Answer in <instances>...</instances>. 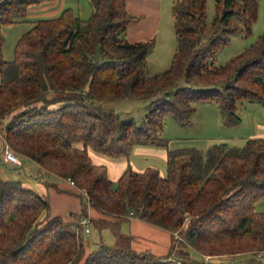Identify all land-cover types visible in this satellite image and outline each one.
I'll return each instance as SVG.
<instances>
[{"label": "trees", "instance_id": "1", "mask_svg": "<svg viewBox=\"0 0 264 264\" xmlns=\"http://www.w3.org/2000/svg\"><path fill=\"white\" fill-rule=\"evenodd\" d=\"M44 1L0 0L4 142L43 170L74 181L86 198L77 220L87 206L101 215L90 221L101 225L134 216L169 230L173 244L165 255L103 242L88 250L77 222L69 228L50 214L40 192L0 175V264H258L264 211L254 203L264 196V137H248L241 146L213 142L204 151L167 149L164 175L157 167L127 164L114 186L107 166L88 152L127 158L135 144L164 145V115L187 125L198 102L216 103L225 124L239 122V101L264 106V31L224 64L213 61L235 29L228 25L235 8L248 34L258 0H215L208 26L206 0H174L175 49L170 65L154 74L145 72L154 38H126L128 25L140 18L127 11L126 0H89L86 18L65 7L34 19L16 40L13 58L4 60L1 28L18 22L17 15L27 20V8ZM204 30L209 36L201 43ZM128 95H156L139 125L119 122L113 109L96 103Z\"/></svg>", "mask_w": 264, "mask_h": 264}, {"label": "rangeland", "instance_id": "2", "mask_svg": "<svg viewBox=\"0 0 264 264\" xmlns=\"http://www.w3.org/2000/svg\"><path fill=\"white\" fill-rule=\"evenodd\" d=\"M61 1L62 0H55L54 2L59 4ZM173 1L174 0H164L157 29L149 35V37L154 38V47L147 55L146 74L160 72L170 65L176 45L173 17L171 15V5ZM65 7H70L74 13L79 14V16L83 18H86L91 12L87 0H70L65 3ZM215 10V0H206L205 23L207 26L213 19ZM58 14L59 13L56 15ZM19 17V15L16 16V19L19 20L18 22H13L1 28L4 36L2 47V57L4 60L13 58L16 40L23 32L28 30L32 24V22L29 21L32 17H25L27 20H22ZM228 25L235 29L230 33L229 41L222 45L213 57L215 64H224L235 54L255 41L258 35L264 31V0H258L257 17L252 24L250 33L245 34L241 30L243 22L242 17L237 12V8H235V11L229 17ZM208 36L209 33L204 30L202 32L201 43H205ZM56 94L65 96L69 95L70 92L67 91ZM53 95H55L53 91L48 94L49 97ZM154 97H156V95L145 97L128 95L123 98L110 100L97 99L96 103L103 107L113 109L119 116V122L122 120H132L135 124L139 125L149 108L150 100ZM59 102H62V100ZM252 105L254 104L244 100L237 103L235 112L240 120L234 124H225L224 116L214 102H198L196 104V110L187 125L179 124L170 113H166L163 118L161 130V137L165 138L166 143L164 145H133L128 154L129 163L139 170L148 166L157 167L160 173L164 175L166 156L163 155V152L165 153L167 149L195 147L204 151L213 142L221 141L227 142L230 145L241 146L245 139L248 138L249 130L254 121L252 116ZM3 129L4 121L0 122L1 135H3ZM6 149L14 153L20 159L21 163L15 164L6 160L4 158ZM88 152L94 160L107 164L111 177H115L121 168L119 161L116 160L118 157L108 156L96 152L91 148H88ZM114 161H116V163ZM0 175L4 178L21 180L26 184L29 182L35 189L39 188L40 194L50 202L49 204H51L53 213L56 212L57 215L67 221L69 228H75L77 226L75 223L77 222L81 209L79 212L72 211L69 213L65 205L72 204L73 201H75L81 205L82 208L83 202H86V198L82 194L83 191L77 189L76 186L70 185L67 182V178H61L43 170L36 162L27 156L13 151L10 147L8 148L1 137ZM115 184L116 179H112V185L114 186ZM46 190H48V192ZM254 209L257 211H264V196L255 201ZM123 222L124 220H112L105 225H101L100 222L90 221L89 232H84L82 227L77 228L80 238L86 244L88 250L95 248L100 242L107 243L110 246H128L130 238L125 230ZM183 226L185 227L186 223H184ZM250 257V254H246L243 259H250ZM231 259L239 260L241 257L223 258L224 261L228 262ZM253 263L256 264L255 262ZM253 263L251 262V264ZM257 263L264 264V256H261Z\"/></svg>", "mask_w": 264, "mask_h": 264}, {"label": "crops", "instance_id": "3", "mask_svg": "<svg viewBox=\"0 0 264 264\" xmlns=\"http://www.w3.org/2000/svg\"><path fill=\"white\" fill-rule=\"evenodd\" d=\"M54 1L55 0H47L39 4L31 5L30 7L27 8L25 12V17L27 16L32 17L33 19L32 18L29 19V21H32L34 19L41 18V17L55 16L57 13H59V11L63 7H65V3H67V1H70V0H62L61 2H59V4H56ZM87 1L91 9L90 2L89 0ZM163 3H164V0H126L125 4H126L127 11L132 15L140 16L139 19L131 22L128 25L127 31H126V38L130 41H135V40L145 39V37L146 38L149 37V35L153 33L154 30L157 29L158 20L160 19V14L162 11L161 9L163 7ZM171 15H172V11H171ZM250 103L254 104L252 105L253 107H251L253 110L252 116H253L254 121L249 130L248 137H264V106L259 102H250ZM0 137H1V134H0ZM166 151L165 153L163 152L164 156H166ZM127 158L118 157L116 159L119 161L121 168L119 169L115 177H111L109 173V166L107 164L96 161L94 160V158L92 159L95 163H103L107 166L108 176L112 181V179L114 180L117 179V177L122 172V170L127 166V164H129L132 168L136 169L135 167L132 166V164L129 163V158L128 159ZM114 162L116 163V161ZM165 170H166V167H165ZM22 183L33 187L32 184H30L29 182L28 184L24 182ZM38 189L36 190L40 192ZM46 191L48 192V190ZM65 207H66V210L68 209L69 213L72 211L79 212L81 209V205H79L75 201H73L72 204L65 205ZM72 209H76V210H72ZM50 211L51 213H53L51 209V204H50ZM89 213H90V216L93 218H97L101 216L98 211L92 208H90ZM51 215H57V213L54 212ZM123 220H124L123 224L125 225V230L130 238L128 242V246H130L133 249H136V250L146 249V250L151 251L155 255H165L169 247L173 244L172 234L167 229L155 226L145 220H142L134 216H128Z\"/></svg>", "mask_w": 264, "mask_h": 264}, {"label": "built area", "instance_id": "4", "mask_svg": "<svg viewBox=\"0 0 264 264\" xmlns=\"http://www.w3.org/2000/svg\"><path fill=\"white\" fill-rule=\"evenodd\" d=\"M1 138L3 139L4 141V138L3 136L1 135ZM6 144V143H5ZM8 147V146H7ZM9 148V147H8ZM4 158L8 161H11L15 164H20L21 161L20 159L14 154L12 153L9 149H6L5 150V153H4ZM68 182L70 185H73V186H76L74 181L67 178ZM84 194V192H83ZM89 207H87V212L86 214L82 215L78 220H77V223L80 227H82L83 231L84 232H89V222H90V213H89ZM187 220V219H186ZM186 223V222H185ZM177 236V234H176Z\"/></svg>", "mask_w": 264, "mask_h": 264}, {"label": "water", "instance_id": "5", "mask_svg": "<svg viewBox=\"0 0 264 264\" xmlns=\"http://www.w3.org/2000/svg\"><path fill=\"white\" fill-rule=\"evenodd\" d=\"M224 12V11H223Z\"/></svg>", "mask_w": 264, "mask_h": 264}]
</instances>
